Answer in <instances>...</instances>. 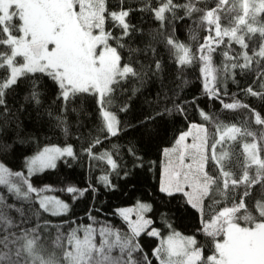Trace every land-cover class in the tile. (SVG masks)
Here are the masks:
<instances>
[{
	"label": "trees",
	"instance_id": "trees-1",
	"mask_svg": "<svg viewBox=\"0 0 264 264\" xmlns=\"http://www.w3.org/2000/svg\"><path fill=\"white\" fill-rule=\"evenodd\" d=\"M233 1L228 0L218 13L222 27L232 26L234 17L240 14L238 9L231 6ZM163 2L166 0H106L107 12L129 11L126 18L132 27L129 36L119 41L115 39L121 37L122 29L107 16L105 30L114 37L109 40V45L117 48L121 66L128 64L137 73L136 76L120 80L113 86L111 96L106 98L105 107L115 113L119 121L117 135H109L104 128L96 94L77 93L65 102L60 97L57 83L46 74L34 73L22 77L5 92V103L0 105V164L11 173L6 179L26 191L27 185H22L15 175L20 173L34 189H48L39 194L53 193L63 197L69 209L59 216H52L38 208L33 199L26 203L7 194L3 201L10 204L4 206V211L8 212L9 219L17 223L19 219L20 226L15 230L17 234L29 228L37 229L40 237L38 254L44 259H53L55 264H68L62 256L69 245L53 246L52 241L57 240L58 231L80 232L93 222L124 230L125 224L115 211L134 207L136 203L149 205L146 217L151 225L146 232L134 238L140 248L134 253V258L141 264H160V260L153 255L159 246V239L148 234L153 229L161 238L169 235V232L194 237L195 247L201 250L199 264H207V257L215 253V242L223 237L206 235L202 221L209 220L222 207L238 204L240 197L244 196L245 186L240 185L234 190L230 186L227 195L221 196L217 187L222 190L223 181L219 180L215 190L203 198V212L199 214L185 194L177 192L169 195L160 190L163 152L173 147L191 125H202L207 129L209 144L215 137L218 123L228 126L235 124L254 133V137L240 136L236 141L225 143L224 149L231 153L226 169L232 171L237 179L243 174V145L254 142V139L261 147V158L264 159V124L256 123V114L264 119V97L247 92L251 87L257 93H264L261 87L264 76L259 75L264 73V60L254 57L250 68L233 69L231 64L234 61H226L223 53L229 51L230 55L238 56L244 49L238 44L229 47L226 38L218 47L213 45L212 65L217 70L215 88L219 98H210L204 88L199 55L205 37L210 34L215 36V30L213 26L210 33L209 26L202 22L201 17L208 10L216 8L219 0H191L200 10L191 16L186 14L183 7L189 0H173V4L180 7L166 12L165 20L161 22L151 9L160 7ZM260 15L257 20L264 25V13ZM169 38L190 49L194 56L191 64L180 65L177 62L175 49L167 43ZM246 42L248 54L252 55L264 40L256 33ZM0 51L6 49L0 46ZM157 62L159 69L156 68ZM238 62L243 63V60ZM226 64L227 72L224 70ZM6 75L7 70L0 69V79ZM33 86L39 93V103L32 99ZM221 101H238L248 107L225 109ZM121 108L126 110L121 111ZM202 111L210 117L209 120L201 116ZM97 140L99 143H96ZM47 146H71L74 155L60 158L51 170L26 177V159ZM90 147L91 155L86 151ZM105 154L115 162V168H109L100 158ZM205 171L210 176L219 177V169L211 159L205 164ZM248 172L251 178H256L255 165ZM102 177H107V181ZM69 187L87 191L83 195L79 192L68 193L66 190ZM0 192H4L1 187ZM244 201L247 212L257 222L264 220L256 208L258 201L264 203V178L249 189ZM18 205H29L31 208H22L23 213L19 214L15 208ZM244 214L245 210L238 213L239 216ZM237 222L242 227L249 226L243 219ZM2 237L0 226V240H3ZM16 252L14 245L4 247V243H0V253L5 254L0 264H15L17 261L24 264L26 254L21 253L17 257ZM145 256L147 261L144 260Z\"/></svg>",
	"mask_w": 264,
	"mask_h": 264
},
{
	"label": "snow or ice",
	"instance_id": "snow-or-ice-1",
	"mask_svg": "<svg viewBox=\"0 0 264 264\" xmlns=\"http://www.w3.org/2000/svg\"><path fill=\"white\" fill-rule=\"evenodd\" d=\"M228 0H219L216 8L208 10L201 17L202 22L209 26V32L215 30V36L211 34L205 37L204 43L200 46L199 60L202 62L201 74L204 77V88L210 98H219V92L215 88L217 70L212 65L211 53L215 51V46L224 43V37L228 38L229 47L232 44H238L244 49L238 56L230 55L229 51L223 53L226 61H234L231 68L248 69L253 63L254 57L264 60V43L259 45V49L252 55L248 54V43L246 39H251L256 33L264 40V25H260L257 17L264 13V0L257 3H249V0H240L239 7L242 9V15L237 14L234 17L232 26L222 27L220 23L219 11ZM180 5H174L173 0H166L160 7L151 9L155 18L163 22L165 13L174 11ZM186 14L191 16L193 12L200 11L191 0L183 5ZM235 8V3L233 5ZM78 9V10H77ZM233 9H229L231 11ZM106 0H0V46L6 51H0V69H6L7 75L0 79V105L5 103L4 97L7 89L16 85L18 80L29 74L44 73L54 80L59 89L60 97L65 102L71 96L77 93L98 94V103L101 106V115L104 122V128L109 135H117L119 121L115 113L109 111L106 107V98L110 97L114 91V85L128 76H136L137 73L133 67L124 64L121 67V57L116 47L109 45V40L114 39L111 32L105 30L106 18L110 17L114 24L122 29L121 37L115 38L118 41L123 37L129 36L132 27L127 22L129 11L121 9L120 11L107 12ZM94 30H97L94 32ZM167 43L172 46L177 53V62L180 65L191 64L194 60L189 48L183 44H177L172 38ZM123 47V44H120ZM19 58V59H18ZM243 63H239V60ZM156 68H160L159 62ZM225 72L228 65H225ZM259 75L264 76V73ZM211 77V79H209ZM212 85V86H210ZM264 88V84H261ZM248 94L264 97V93H257L251 87L247 89ZM32 99L39 103V93L33 86ZM225 109H237L248 107L238 101L233 103H223ZM126 110L121 108V111ZM201 116L205 120L210 117L203 111ZM256 123L264 124L259 114H256ZM197 130V136L194 140L199 143L185 145L183 142L191 132L183 133L176 141L177 149L180 151L181 164L184 162L185 155H191L193 164L187 165L188 171L183 173L184 181L192 188V193L185 192L188 196V202L193 208L201 213L203 212L202 201L208 196L214 185L218 186V181L222 179L223 189L217 187L221 196H226L230 186L234 190L240 185L245 186L244 196L240 197L239 203H234L231 207L220 208L213 216L202 221L203 231L210 237L222 236L223 239L215 242V253L207 257V264H264V220L257 222L255 218L247 212L244 197L249 195V189L264 178V159L261 158V147L257 142L245 143L243 153L245 164L243 174L237 179L234 173L226 169V162H230L231 153L228 150H222L217 153V146L224 145L229 141H236L240 136H253L254 133L245 131L235 124L228 126L223 124L216 125L215 142L211 144V156L206 154L208 147V131L202 125H192ZM202 134V135H201ZM99 143V140L96 141ZM192 149V152H189ZM91 155V147L86 149ZM73 156L71 146L61 148H45L39 155L33 157L28 162L29 173L35 170L36 166L40 169L55 167V161L60 156ZM108 163L115 168L116 165L107 154ZM211 159L219 169V177L210 176L205 171V164ZM255 165L257 168L256 178L250 177L248 169ZM11 175L8 170L0 164V185L8 184L9 191L14 192L18 198L28 199L32 192L40 191L32 187L20 173L15 175L19 178L22 185H27L26 191L17 184H10L6 176ZM181 173L175 172V183L173 185L170 178L168 186L162 185L161 191L183 192L184 187L180 182ZM107 181V177H102ZM68 193H77L83 195L87 189L79 190L69 187ZM219 203V201H217ZM39 207L45 212H51L52 215H59L66 212L68 205L54 197L44 196L39 200ZM147 210V206L141 205ZM257 210L260 217H264V203L257 202ZM245 210L243 216L238 213ZM127 219V215L122 213ZM243 219L249 226L242 227L237 221ZM149 221H142L132 227L131 237H121L118 232L113 233L109 229H100L101 240L99 244L95 243L92 237L93 229L88 227L84 230L85 235L80 238L76 230L68 235L69 250L65 251L64 259L68 264H141L134 258V253L140 251L139 245L135 243L134 237L140 235L143 228ZM0 226L12 227V221L4 211L3 197L0 196ZM29 232L35 233V229L25 232V235L17 239L24 243L17 249V257L25 253L27 259L24 264H55L54 260L44 259L37 252V243L40 239L38 235H29ZM149 235H157L155 230ZM115 237L111 239V237ZM8 240L5 236L0 243ZM60 237H57L59 243ZM14 242V241H13ZM196 240L192 237L179 238L169 237L166 247L154 250L153 255L160 260V264H199L201 261V250L197 247ZM7 246V245H5ZM119 249L121 256L114 257L112 252ZM162 253L164 255H162ZM126 255V258H124ZM165 256L167 259H165ZM174 258H176L174 260ZM5 259V254L0 253V261ZM147 256L144 260L147 261ZM19 264V261L15 262Z\"/></svg>",
	"mask_w": 264,
	"mask_h": 264
},
{
	"label": "rangeland",
	"instance_id": "rangeland-1",
	"mask_svg": "<svg viewBox=\"0 0 264 264\" xmlns=\"http://www.w3.org/2000/svg\"><path fill=\"white\" fill-rule=\"evenodd\" d=\"M259 0H249V3H257L258 4ZM235 3V8L238 9L240 11V14L242 15V9H240L239 7V3H240V0H234L233 3L231 4V6L233 7ZM78 10V9H77ZM107 14V12H106ZM107 16V15H106ZM261 15H259L257 17V19L260 17ZM97 31V30H94V32ZM226 39H228L227 37H224ZM176 51V50H175ZM176 57H177V53H176ZM19 59V58H18ZM122 67V66H121ZM39 73V72H38ZM44 74V73H43ZM96 96L98 97V94H96ZM214 98V97H213ZM98 100H99V97H98ZM102 116V115H101ZM191 132V134L189 136H187V138L185 139V141L183 142L185 145H192L193 143H199V140H194V137H196L198 134H197V130L195 128L191 126H189L188 128V131L187 132ZM202 135V134H201ZM215 137L214 139L211 140V142L208 144V147L206 149V154L210 157L211 156V144L215 142V138H216V130H215ZM67 147V146H65ZM65 147H56V146H47L46 148H65ZM226 147V145H218L217 146V153L219 154L220 151L222 150H225L224 148ZM221 148V149H220ZM45 149V148H44ZM44 149L40 150L39 152L36 153V155H33V156H30L26 159V161L24 162V171H25V175L26 177L30 178L34 175H38L39 173H42L44 171H48L50 169H53L55 167H47V168H43V169H40L39 166H36L35 170L32 171L31 173H29V169H28V162L35 156L39 155L40 152H42ZM177 149V145H176V142L175 144L173 145V147H170V148H167L162 156L163 158V162H162V174H161V183H160V190H161V187L162 185L167 187L168 186V183H169V180L170 178L172 179V182H173V185L175 183V172L176 171H179L181 173V176H180V182L182 183L183 187H184V191L181 192L183 194H185V192H188V193H192V188L188 186V183H186L184 181V175L183 173L187 172L188 171V168H187V165L189 164H193V160H192V157L191 155H185L184 157V162L183 164H181V161H180V151L179 150H176ZM193 150L192 149H189V152H192ZM63 157H68L67 155H64V156H60L56 159L55 161V166L57 165V162L60 158H63ZM212 161V160H211ZM213 162V161H212ZM214 163V162H213ZM215 164V163H214ZM0 187L4 190V192H0V196L3 197V200H4V196H6L7 194H11L13 198H18L17 195L14 193V192H10L9 191V185L8 184H4V185H0ZM27 189V188H26ZM215 190V185L212 187V190L211 192H213ZM164 192V191H162ZM164 193H168V192H164ZM172 193H177L176 191H172ZM44 196H47V197H54L55 199H58L60 201H62L63 203L67 204V201L65 199H63V197L61 196H58V195H55L53 193H49V194H36V195H32L31 193L29 194V198L28 199H24V198H18V199H22L21 201H24V202H28V200H31L33 199L35 201V203L37 204V206L39 207V200L41 198H43ZM187 199H188V196H186ZM203 202V201H202ZM20 203V202H19ZM7 204H10V203H6L4 204V201H3V205L4 206H7ZM68 205V204H67ZM141 205H144V206H147V210H145L144 208L141 207ZM28 208H31L29 205L26 206ZM26 207H23L21 205H18L16 206V213L19 212V214L23 213L21 211L22 208H26ZM40 208V207H39ZM257 208V207H256ZM32 209H34V207H32ZM68 209H69V205H68ZM67 209V211H68ZM150 209L149 205L148 204H142V203H136L134 207H131V208H125V209H117L115 211V213L119 216V218L121 219V221L125 224V229L124 230H118V229H112L109 225H106V224H100V223H94L91 224L89 227H91L94 231L92 233V237H93V240L95 243L99 244L100 240H101V237H100V229L102 228H105V229H109L111 230L113 233H116L118 232L120 234L121 237H131L132 236V227L131 226H136L138 223H141L142 221H149V219L146 217V212H148ZM196 209V208H194ZM43 210V209H42ZM197 210V209H196ZM44 211V210H43ZM66 211V212H67ZM198 211V210H197ZM45 212V211H44ZM199 214H201L200 211H198ZM259 212V211H258ZM47 213L48 215H52L51 212H45ZM65 213V212H63ZM61 213V214H63ZM122 213H125L127 215V219H125V216L122 215ZM6 216L8 214V212H5ZM59 214V215H61ZM59 215H52V216H59ZM264 218V217H263ZM12 221V227H7V226H2V230H3V237L1 239H4L5 236L8 237V240L4 242V247L5 245H7V247L11 244V245H14L17 249L24 243L23 240H20V239H17L18 237H22L25 235V232H22V233H19L17 234V232L15 231L17 227H19V219H18V223ZM150 226V222L143 228V230L140 232H145L147 231V229L149 228ZM60 228V227H58ZM86 229V228H85ZM83 229L82 231L80 232H76V234L80 237V238H83L84 235H85V232ZM28 230H31V228H29ZM27 230V231H28ZM36 232L35 233H31L29 232V235H38L37 234V229H35ZM60 230V229H59ZM153 229H151L148 234L150 232H152ZM72 231H69V232H66V233H60V231L57 232L56 234V238L59 236L60 237V241L59 243H57V240H53V246L55 247H61V246H64L66 247V245H68V235L70 233H72ZM156 232V231H155ZM157 233V232H156ZM178 234V233H175V232H169V235L161 238L158 233L157 235H151L155 238H158L159 239V246L158 248H161V247H166V243L169 239V237H175V235ZM192 237V236H190ZM115 237H111V239H114ZM136 238V237H134ZM179 238H188V236H183L181 234H179ZM194 238V237H192ZM14 241V242H13ZM70 247V246H69ZM157 248V249H158ZM215 248V247H214ZM69 250V249H68ZM67 251V250H65ZM65 251L63 252V258H64V253ZM112 255L114 257H120L121 256V253L119 251V249H114L113 252H112ZM162 255H164L162 253ZM126 258V255L125 257ZM165 259H167V257L165 256ZM176 258H174L175 260ZM176 264H178V261L176 262Z\"/></svg>",
	"mask_w": 264,
	"mask_h": 264
},
{
	"label": "bare ground",
	"instance_id": "bare-ground-1",
	"mask_svg": "<svg viewBox=\"0 0 264 264\" xmlns=\"http://www.w3.org/2000/svg\"><path fill=\"white\" fill-rule=\"evenodd\" d=\"M166 150V149H165ZM165 152V151H164ZM164 152H163V154H164ZM36 155V154H35ZM101 157H103V156H101ZM103 160L107 163V165H108V167L109 168H113L109 163H108V160H107V158L105 157V158H103ZM115 163V162H114ZM88 167H89V162L87 163V169H88ZM51 170V169H50ZM45 172V171H44ZM162 174V173H161ZM160 179H161V177H160ZM160 183H161V181H160ZM39 208V207H38ZM150 225H151V223H150ZM150 227V226H149ZM149 229V228H148ZM147 229V230H148ZM150 231V230H149ZM146 232V231H145ZM139 258V257H138Z\"/></svg>",
	"mask_w": 264,
	"mask_h": 264
}]
</instances>
